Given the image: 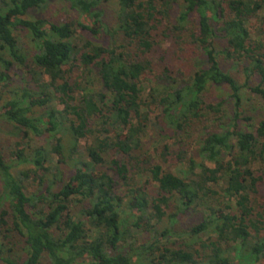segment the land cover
<instances>
[{"label":"trees","instance_id":"1","mask_svg":"<svg viewBox=\"0 0 264 264\" xmlns=\"http://www.w3.org/2000/svg\"><path fill=\"white\" fill-rule=\"evenodd\" d=\"M61 1L78 17L0 0V124L17 136L0 144V264H264V0H117L111 20L103 0ZM168 40L198 48L183 79L156 68ZM152 119L174 140L161 160L143 151Z\"/></svg>","mask_w":264,"mask_h":264},{"label":"rangeland","instance_id":"2","mask_svg":"<svg viewBox=\"0 0 264 264\" xmlns=\"http://www.w3.org/2000/svg\"><path fill=\"white\" fill-rule=\"evenodd\" d=\"M117 6V0H103L101 3V8L105 12V20H111L114 17V12L115 8ZM36 14L39 15L40 17H49L52 20H60L62 17H78L76 15V12L68 5V3L61 1V0H48V2L41 7L39 10L36 11ZM168 20L164 21L166 27H170V24L168 25ZM255 22V20H253ZM257 24V23H255ZM21 41L24 43L26 40L21 38ZM200 54V53H199ZM198 48H194L188 44L181 43V44H176L174 43L173 40H168L163 43V45L158 49L156 53H154L153 58L156 62V68L157 69H162L164 66V63H168L172 71L175 72L176 76L178 75L180 78H185L195 67H196V60L198 58ZM164 57V60H163ZM233 73L236 74L239 79H241V75L237 72L236 69H233ZM13 77L15 79V83L13 84L14 86H17L21 83H23L25 80L28 79L27 75L25 72H19L17 73V70H15L13 73ZM26 82V81H25ZM0 84V88H1ZM150 82H144V87L145 91L144 94L145 96L148 95L149 89H150ZM224 90L223 89H217V88H210L209 91L207 92V96L211 99L217 98L219 96L224 95ZM2 94H4L2 96ZM0 105L8 98L7 92L0 93ZM227 107V112H229L230 104H226ZM262 105L254 104L252 107V114L255 117L254 121H257L261 117V109ZM158 113V111L156 110ZM152 114V118H155V114ZM150 123L148 129H147V135L144 138L145 145H144V152L149 153L153 152L158 149L159 150V155L163 151L164 145L166 143H170V145H173L174 140H167L165 141L161 136H160V130L159 128L154 124V120ZM210 125H213L212 120L210 121ZM17 136L15 133L9 129L7 126L1 125L0 124V144L1 146L5 149L6 153L9 155L10 149L13 148L14 142L16 141ZM192 142V146L190 148H193L195 146V142L193 139H190ZM85 143V142H83ZM45 141L43 138H37L34 141V145H44ZM176 147L175 145L173 148ZM178 148V147H176ZM186 148V147H185ZM155 154V153H154ZM158 160H161V156H157ZM165 166H168V168H171L178 172V165L174 163L172 160L168 163L165 164ZM136 180L139 185H143L145 182L144 178L141 177H136ZM264 190V188H262ZM196 221V217H193L191 215L185 216L181 223H179L181 226H187L193 222ZM149 235L146 233H140L138 235V238L136 240L137 245L148 242L149 240ZM81 264H90L89 260L84 261Z\"/></svg>","mask_w":264,"mask_h":264}]
</instances>
